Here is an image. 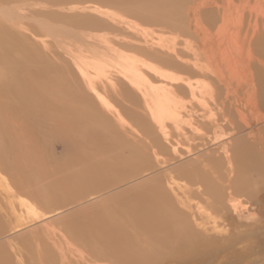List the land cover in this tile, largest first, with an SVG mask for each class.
<instances>
[{"label": "bare ground", "instance_id": "bare-ground-1", "mask_svg": "<svg viewBox=\"0 0 264 264\" xmlns=\"http://www.w3.org/2000/svg\"><path fill=\"white\" fill-rule=\"evenodd\" d=\"M204 2L151 0L138 7L133 14L135 18L114 7L104 10L92 5L91 12L96 11L99 21L119 28L111 37L103 33L100 36L97 32L103 41L100 48L90 47V35L67 31L70 35L67 39L76 47L64 49L71 56L82 84V89L68 90L70 97L84 107L92 120L99 124L101 121V126L112 131L111 145L125 147L128 144L136 152L137 146L129 144V139L138 140L136 135H140L141 129L124 116L111 97L123 104L134 97L139 100L140 109L126 107V110L143 123L144 130L151 129L150 134H153L154 129L159 135L157 149L158 144L162 149L170 145L172 159L182 152L179 151L180 140L193 135L201 142L194 148L184 147L187 156L194 157L195 166L188 167L184 162V167L175 172L165 168L162 177L154 182L150 192L168 211L162 208L157 211L160 222L157 228L146 230L148 227L143 223L146 232L135 231L133 242L128 241L123 248L92 247V252L86 254L80 251L76 264H264V255L247 262L254 248L264 252V0ZM0 15L12 21L15 14L0 10ZM39 22L44 30L52 31L49 21L39 19ZM57 32L60 31L46 35L55 37ZM59 40L55 42L61 43ZM185 54L188 58L183 56ZM178 70L184 72L179 74ZM174 134L179 138L172 141ZM205 144L207 146H203ZM152 155L153 162L163 167L170 161L160 158L155 148ZM182 157L184 155H179L176 160ZM150 170L151 167L140 172L135 170L127 179L135 180L143 172L152 173ZM15 173L19 174L15 168L10 169V175L0 171V183L5 193L17 200L16 205L22 213L15 217L4 214L9 221L5 224L6 219H0V239L10 241L9 235L40 223L30 232L44 228L57 233L61 243L70 246V238L64 230L46 220L80 205L77 202L82 197L70 204L75 205L64 204L44 212L35 198L32 200L16 192L26 187L15 189L16 183H20L16 177L11 180L10 176ZM108 191L101 193L102 196ZM91 192L86 196L91 200L97 198L98 191L94 192L96 196ZM191 194L199 199L195 206L187 200ZM44 203L49 205L50 202ZM9 205L15 210L14 202L10 201ZM178 207L183 213L176 211ZM149 215L154 213L149 212ZM65 217L55 220L67 222L70 218L65 220ZM164 218L168 226H162ZM140 229L142 231V226ZM11 242L15 249L17 243Z\"/></svg>", "mask_w": 264, "mask_h": 264}, {"label": "rangeland", "instance_id": "rangeland-1", "mask_svg": "<svg viewBox=\"0 0 264 264\" xmlns=\"http://www.w3.org/2000/svg\"><path fill=\"white\" fill-rule=\"evenodd\" d=\"M149 1L151 0H0V10L15 14L12 21H8L7 19L10 20V18L0 15V171L10 175V169L15 168L19 174L15 173L10 176L11 180L15 177L20 180V183H16L15 189L18 187V189H25L26 187V190H16V192L18 194L21 192L23 194L21 196L32 200L35 198L44 212L62 207L64 204L69 206L71 202L86 197L83 199L85 202L82 199L78 200L77 203H81L80 205L73 206L63 211L62 214L46 220L47 222L51 221L52 226L64 230L63 232L70 238V246L61 243L57 233H50L44 228L40 230L38 228L33 233L30 232L39 227L40 223H38L9 235L12 237L10 241H6L7 238L0 239V264H43L49 261L50 264H76L80 251L86 254L92 252V247L107 246V248H111L117 246L123 248L128 241L133 242L137 231L146 232L149 228L153 230L160 224L157 221V211H161V208L165 210V208L161 207V202L150 191L156 181L162 177L165 168L178 171L177 169L183 168L185 163L188 167L195 166L194 157L187 156V149L184 147L194 148L198 144L200 146L201 142L198 137L192 135V138L180 140L179 151L182 152L177 154L176 159L179 155H184V157L182 160L172 159L174 156L172 150L170 151V145L164 146L162 149L158 144L157 149V143H160L159 135L154 129H152L153 134H150L151 129L145 128L144 130L141 125L142 122L126 110V107L140 109V102L137 98H132L125 105L118 99L111 97L113 103L122 110L124 116L135 127H141V129L139 128L141 137L136 135L138 139L135 140L136 142L129 139V144L137 146L135 147L136 153L128 144L125 147L117 146L118 148L111 145L109 139L112 137V131L101 126V121L99 124L92 120L93 117L87 115L88 112L83 109L82 105H77L76 99L70 97L71 91H68L71 89L76 91V87L82 89V84L71 56L64 49L76 47L67 39L70 37L67 31L82 32L85 36L90 35L92 37L88 41L90 47L100 48L103 44L100 36L105 34L104 36L111 37L112 32H119V28H111L107 23L104 24V21H99L96 11H93L96 14L91 12L90 6H99L104 10L107 7H114L115 10L120 12L123 10L122 13L134 17L138 7ZM202 1L205 3L204 1L210 2L211 0ZM253 1L251 0V3ZM39 19H42V22L45 19L49 21L53 25L52 31L44 30L43 25L39 24ZM56 25L66 29H60V27L57 29ZM55 30L60 31L55 35L59 36L61 40L57 39L56 36L46 35ZM97 32H100L101 35L100 33L97 35ZM125 36L127 37V35ZM55 40H59L61 43H57ZM139 54L144 56V53ZM183 56L188 58L187 54ZM178 72L182 74L184 71L178 70ZM68 103L69 105H67ZM93 103L94 101H92ZM96 108L99 109L97 106ZM98 112L96 110V114L99 116ZM69 115L71 116L69 117ZM100 118L103 117L100 116ZM67 119H71V121ZM91 121L95 124L93 125ZM72 123L74 124L73 127ZM52 126L54 127L52 128ZM129 136L128 138H130ZM142 136L143 139L145 138L144 140L141 139ZM178 138L174 134L172 141ZM137 141L141 142L138 143ZM153 147L159 153L160 158L170 160L165 167L160 163L158 165L155 161L153 162ZM98 149H101L102 152H98ZM183 158L185 159L183 160ZM156 164L157 166H155ZM168 165L170 166L168 167ZM148 166L151 167L152 173L147 171L141 173L140 178L127 179L129 173L132 174L135 170L140 172L143 168H149ZM122 172L123 174L120 175ZM102 189L104 191L109 190L104 193L105 195L103 194L104 197L101 194L104 192ZM91 191L93 193L98 191L97 195H101L91 200L89 195V197L86 196L91 194ZM87 199L90 200L86 201ZM187 200L195 206L199 199L191 194ZM10 201L14 202L15 210L11 209ZM16 201L5 193L2 183H0V219H6L4 220L6 221L5 224H8L9 220L4 214L15 217V215L22 213L18 209ZM44 201L50 202L49 205L45 204ZM179 210L178 207L176 211ZM180 211L183 213L182 210ZM149 212L150 214L154 213V215H149ZM165 212L168 213L167 210ZM57 217H65V220L69 217L70 219L67 222H61V220H55ZM80 220H83V223ZM78 221L80 224L76 223ZM143 223L146 228L148 227L147 229ZM162 223V226H168L166 218L163 219ZM141 226L144 229L142 231ZM12 240L17 243L15 249L10 244ZM59 242L63 244V247ZM9 245L12 247L9 248ZM73 245L78 246V248ZM60 248L62 249L60 250ZM70 249L73 253L72 251L69 252ZM263 255L264 252L261 249L254 248L253 255L247 259V262L260 259Z\"/></svg>", "mask_w": 264, "mask_h": 264}]
</instances>
